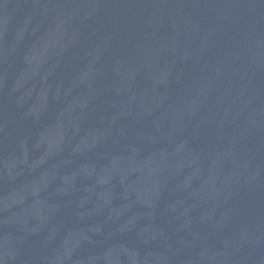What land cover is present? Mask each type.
I'll list each match as a JSON object with an SVG mask.
<instances>
[{
    "label": "water",
    "instance_id": "water-1",
    "mask_svg": "<svg viewBox=\"0 0 264 264\" xmlns=\"http://www.w3.org/2000/svg\"><path fill=\"white\" fill-rule=\"evenodd\" d=\"M0 264H264V0H0Z\"/></svg>",
    "mask_w": 264,
    "mask_h": 264
}]
</instances>
